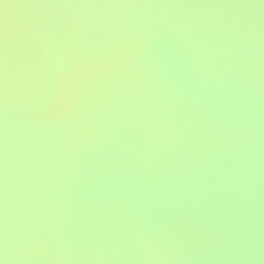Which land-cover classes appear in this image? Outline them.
Listing matches in <instances>:
<instances>
[{"label": "water", "instance_id": "water-1", "mask_svg": "<svg viewBox=\"0 0 264 264\" xmlns=\"http://www.w3.org/2000/svg\"><path fill=\"white\" fill-rule=\"evenodd\" d=\"M3 264H264V0H0Z\"/></svg>", "mask_w": 264, "mask_h": 264}, {"label": "clouds", "instance_id": "clouds-1", "mask_svg": "<svg viewBox=\"0 0 264 264\" xmlns=\"http://www.w3.org/2000/svg\"><path fill=\"white\" fill-rule=\"evenodd\" d=\"M0 264H3V262H2V261H0Z\"/></svg>", "mask_w": 264, "mask_h": 264}]
</instances>
